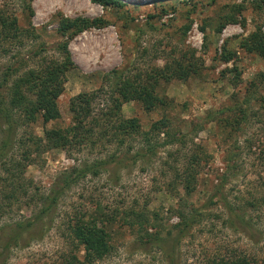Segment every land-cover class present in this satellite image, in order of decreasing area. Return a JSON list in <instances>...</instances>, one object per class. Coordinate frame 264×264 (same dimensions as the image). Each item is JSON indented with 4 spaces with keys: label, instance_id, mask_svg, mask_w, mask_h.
<instances>
[{
    "label": "rangeland",
    "instance_id": "374dc122",
    "mask_svg": "<svg viewBox=\"0 0 264 264\" xmlns=\"http://www.w3.org/2000/svg\"><path fill=\"white\" fill-rule=\"evenodd\" d=\"M121 1L126 6L117 9L93 0H0V11L15 15L25 30L23 40L11 43L10 53L0 60V79L7 65H18L19 60L30 59L28 65H34L31 56L38 46L45 45L48 56L58 57L55 47L67 39L59 30L64 18L107 21L68 40L75 67L68 71L58 99L61 118L24 124L18 137L27 141L32 133L44 136L45 128L69 127L71 98L103 85L107 89L114 77L109 83L106 76L114 69L146 77L195 51L199 74L186 81L161 80L157 87L166 107L147 110L138 92L123 99L122 106V114L137 118L144 131L170 116L172 130L187 133L186 144L157 145L148 157L81 178L48 217L8 250L0 248V264H62L72 255L83 260L84 249L69 225L84 214H105L112 236L111 251L94 264H264V56L241 47L258 26L264 30V0ZM232 16L237 22L218 31ZM103 103L99 100L96 106ZM230 107L238 110L221 111ZM141 141L136 137L118 146L104 140L100 146L71 152L33 151L27 160L25 147L16 143L0 161V247L17 223L39 211L41 197L59 175L113 153L125 154L130 147L135 153L144 147ZM195 153L201 157L200 164H194L196 189L187 196L183 185L175 183V167ZM13 160H22L26 167L14 185ZM13 192L15 198L7 199ZM194 207L197 222L180 237L173 256L156 244L144 245L146 231L127 222H138L136 214L145 215L148 231L170 240L179 233L177 210L194 212Z\"/></svg>",
    "mask_w": 264,
    "mask_h": 264
},
{
    "label": "trees",
    "instance_id": "16d2710c",
    "mask_svg": "<svg viewBox=\"0 0 264 264\" xmlns=\"http://www.w3.org/2000/svg\"><path fill=\"white\" fill-rule=\"evenodd\" d=\"M93 1L106 8L121 9L126 6L121 0ZM237 20L234 16L228 17L226 22L218 28V31H222L227 23L237 22ZM106 22L103 18H64L59 30L67 39L56 45L55 51L59 53L58 57L48 56L45 45H42L38 46L31 56L34 65H28L30 59L25 58L19 60L20 64L18 65L10 64L5 67L0 79V131L3 134L0 140V161L6 159L16 143L25 147V159L23 160L29 159L33 151L45 152L54 148H62L71 152L75 148L81 150L88 146H100L104 140L123 146L128 143V140L141 137L144 147L135 153H132V147H130L125 154L113 153L108 157L88 162L81 168L73 167L69 172L59 175L49 193L41 197L43 203L39 211L34 216L14 226L9 240L4 245L1 244L0 248L2 250H8L24 233L30 231L48 217L66 191L81 178L86 177L88 174H97L105 167H120L128 161L136 162L139 159L148 157L155 153L157 145L186 144L187 133L183 130L173 131V120L170 116L164 115L161 119L155 121L149 130L144 131L137 118H126L122 114V106L123 99L125 100L131 94L134 95L138 92L137 97L143 101V105L147 110H153L161 105L166 107L168 102L157 94V87L160 85L161 80L170 81L178 78L186 81L190 76L199 74V58L196 57L195 51L192 54H184L180 58L173 59L171 63H167L163 68L156 70L155 75H147L146 77L140 73L129 75L114 69L106 76V82L109 81L110 83L114 80L113 84L108 86L107 89V86L103 85L97 90L83 91L71 98L72 123L69 127L66 129L45 128L44 136L32 133L27 141L23 137H18L19 129L24 124H29L38 118H42L44 123L61 118L62 114L58 99L65 90L68 71L75 67L68 40L86 28L101 27ZM24 31L15 15L0 11V60L10 53L11 43L23 40ZM241 47L247 52H255L264 56L263 27L258 26L256 31L245 37L241 42ZM23 66L28 67L23 68ZM111 77H114L113 80ZM99 100H103L104 103L97 107ZM237 110L230 107L221 111L234 112ZM161 136L163 140L158 141ZM200 160L199 153H195L183 162L182 169V166L175 167V183L179 182L183 185L187 196L191 195L196 189L198 171L194 164H200ZM21 161H12L17 169L11 171L13 185V182L16 181L14 179L20 174L19 172H24L26 168ZM15 196V192H13L7 196V199L15 198ZM216 197L215 194L214 198ZM196 208H193L194 212H186L185 209L177 210L180 217L178 223L179 233L170 240L163 238L160 233H150L148 231L150 219L145 215L136 214L138 222H134L135 220L127 222L133 227L138 224L142 231H146L147 239H142L144 245L147 243L156 244L167 254L173 256L180 237L197 222L195 214H197L198 209ZM104 216L105 214L99 218L95 216L87 218L84 214L69 225L73 239L83 247L85 256L83 260H80L77 255H72L70 258H66L62 264H94L111 251L112 236L109 226L106 224L107 220L103 219ZM111 219L109 221H112ZM169 243L170 247H168ZM242 263L243 261L238 260H222L214 264Z\"/></svg>",
    "mask_w": 264,
    "mask_h": 264
}]
</instances>
